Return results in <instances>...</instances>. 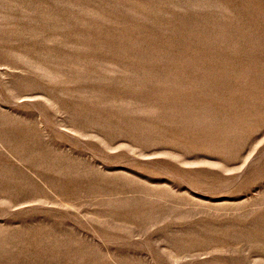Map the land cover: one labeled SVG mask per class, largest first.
Segmentation results:
<instances>
[{"label": "rangeland", "instance_id": "1", "mask_svg": "<svg viewBox=\"0 0 264 264\" xmlns=\"http://www.w3.org/2000/svg\"><path fill=\"white\" fill-rule=\"evenodd\" d=\"M0 264H264V0H0Z\"/></svg>", "mask_w": 264, "mask_h": 264}]
</instances>
